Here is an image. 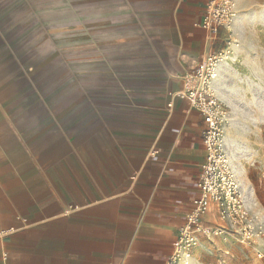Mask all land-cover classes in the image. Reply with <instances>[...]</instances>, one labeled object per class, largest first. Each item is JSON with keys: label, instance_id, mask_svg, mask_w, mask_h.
<instances>
[{"label": "crops", "instance_id": "1", "mask_svg": "<svg viewBox=\"0 0 264 264\" xmlns=\"http://www.w3.org/2000/svg\"><path fill=\"white\" fill-rule=\"evenodd\" d=\"M123 1L153 63L119 93L33 83L32 0H0V264H171L205 158L178 93L227 28L197 25L208 0Z\"/></svg>", "mask_w": 264, "mask_h": 264}, {"label": "rangeland", "instance_id": "2", "mask_svg": "<svg viewBox=\"0 0 264 264\" xmlns=\"http://www.w3.org/2000/svg\"><path fill=\"white\" fill-rule=\"evenodd\" d=\"M126 6L123 0H32V82L117 84L121 93L148 74L150 45L123 14ZM235 17L217 54L215 85L230 117L224 132L228 126L231 134L232 125L227 145L236 178L252 212L264 214V0H236ZM225 239L199 237L189 261L179 264H264L263 245L242 244L234 234Z\"/></svg>", "mask_w": 264, "mask_h": 264}, {"label": "built area", "instance_id": "3", "mask_svg": "<svg viewBox=\"0 0 264 264\" xmlns=\"http://www.w3.org/2000/svg\"><path fill=\"white\" fill-rule=\"evenodd\" d=\"M236 14V0H208L197 23L204 30L216 34L221 27L229 28ZM218 57L208 54L186 76L184 88L178 95L203 118L201 141L205 158L197 181L198 195L173 242L171 264L189 261L191 250L199 237L234 234L242 244L264 246V214L252 212L249 200L242 194L228 145L223 139L222 123L225 119L224 102L213 86L214 72L218 70ZM151 161V157L146 160ZM215 209L221 225L204 221L211 208ZM9 230L0 231V236ZM256 257L262 255L259 250Z\"/></svg>", "mask_w": 264, "mask_h": 264}, {"label": "bare ground", "instance_id": "4", "mask_svg": "<svg viewBox=\"0 0 264 264\" xmlns=\"http://www.w3.org/2000/svg\"><path fill=\"white\" fill-rule=\"evenodd\" d=\"M234 19H236V17H234ZM233 19V20H234ZM218 71H219V68H218ZM218 71H215L214 72V80H213V86H214V88H215V90L217 91V94H218V96H219V93H218V90H217V88H216V86L217 85H215L216 84V82L219 84V82H218V80L220 79V78H218ZM218 78V79H217ZM220 97V96H219ZM221 98V97H220ZM230 121V117H225V119H224V125H223V139L224 140H229V134H230V132H229V128H228V126L225 128L226 130H225V132H226V139H225V136H224V127H225V125H226V123L227 122H229ZM226 142V141H225ZM231 159V158H230ZM237 174H238V177H239V172H237ZM235 175H236V172H235ZM238 181H240V183L242 182V180H241V178H239V180Z\"/></svg>", "mask_w": 264, "mask_h": 264}]
</instances>
